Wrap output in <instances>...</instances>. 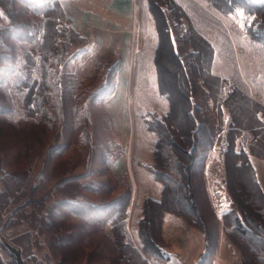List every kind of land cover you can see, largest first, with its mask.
<instances>
[{
	"label": "rangeland",
	"instance_id": "374dc122",
	"mask_svg": "<svg viewBox=\"0 0 264 264\" xmlns=\"http://www.w3.org/2000/svg\"><path fill=\"white\" fill-rule=\"evenodd\" d=\"M61 2L66 20L59 41L60 57L55 66L48 67L57 75L51 78V87L56 90L52 89L48 96L49 88L44 93L42 90L43 94L30 95L27 81L31 85L38 81L37 92L42 84L39 52L33 43H14L13 70L0 71V108L6 110L0 114V158L4 169L19 170L31 176L34 184L47 177L43 186L55 192L46 200L48 203L63 198L55 191L61 178H78L82 199L99 204L118 202L130 191L127 239L150 264H244L240 250L230 239L232 228L222 220L226 211L221 215L212 203L205 174L212 156L211 185L222 196L226 189L231 197L223 144L228 130H232V136L237 135V151H249L252 146L250 158L264 189V45L247 32L244 10L225 13L210 0ZM19 10L35 26L39 27L44 20L42 15L26 13L23 7ZM164 12L176 29L182 52L191 54L187 63H194L192 52L196 48L204 52L199 58L203 63L197 70L201 74L196 73L192 81L196 85V102L201 107L200 120L208 124L215 140L206 156L205 173L197 172L195 185L201 216L210 224L209 251L204 253L207 237L191 216L165 212L156 221L152 214L151 226L146 231L168 256L166 260L157 258L153 251L152 256L144 253L139 237L144 203L148 199H162L156 182L161 186L162 183L153 177L150 168L154 164V134L146 124L153 115L166 114L169 107L168 98L157 86L155 63L159 43L157 24L165 21ZM6 23L7 16L0 8V26ZM161 52L166 57L165 68L175 71L165 41L160 56ZM27 54L32 63L28 62ZM205 66L212 73L207 78L203 76ZM219 102L223 119L216 109ZM162 111L163 114H158ZM180 157L186 165L188 159L182 153ZM143 161L149 164L143 165ZM143 167L148 173H143ZM151 176L156 182L151 181ZM241 176L237 180L240 183L244 182ZM180 192L185 198L186 191ZM14 208L3 213L0 240L16 247H20L19 243H29L30 251L35 254L30 264H59L61 257L50 249L46 235L29 228L27 222L12 227L11 221L20 219ZM69 220L71 225L82 223ZM85 229L79 239L103 240L98 244V253H105L108 258L119 256L111 224L99 227L98 231L93 224H87ZM92 252L93 246L83 243L76 251V264H96V258L91 262ZM2 256L5 264H11L7 251L2 250Z\"/></svg>",
	"mask_w": 264,
	"mask_h": 264
},
{
	"label": "trees",
	"instance_id": "16d2710c",
	"mask_svg": "<svg viewBox=\"0 0 264 264\" xmlns=\"http://www.w3.org/2000/svg\"><path fill=\"white\" fill-rule=\"evenodd\" d=\"M210 1L216 6H221L225 13L243 9L247 17V32L254 41L264 45V0ZM20 7L31 15H42L44 20L41 25L35 26L28 17H25L24 12L21 13ZM0 8L7 16V23L0 26V71L11 72L13 70L14 43H33L39 52L42 84L39 92L36 91L38 81L32 85L27 81L26 85L31 86V96L35 93H42V90L44 93L48 88L47 96L51 95L50 92L56 90L54 86L51 87V78L57 75L52 74L48 67L55 66L59 61V41L63 36L62 24L66 20L61 0H0ZM164 17L165 21L157 24L159 43L155 63L158 89L168 98L169 107L166 114L160 117L155 114L146 124L154 134V164L150 168L153 177L162 183V199L160 201L148 199L144 203V217L140 221L139 237L144 253L147 255L153 253L157 258L166 260L168 256L164 254L154 237L146 231L147 226H151L149 220L152 214L156 216V221L165 212H172L183 217L191 216L195 224H200L207 237L204 253L209 251L212 237L210 224L206 217L204 219L201 216L195 185L197 172L205 173L206 156L215 140L208 124L200 120L201 107L196 102V85L192 81L203 63L199 58L204 56V52L196 48L192 52L194 63L188 64L186 59L191 54L182 52L171 19L165 12ZM163 24H165L164 27H162ZM38 32L39 37L37 38ZM181 35L184 36L185 33ZM162 41H165L174 59L175 71L165 68V54L161 52L160 56L159 53ZM26 57L28 62H31L30 55L27 54ZM203 68H205L203 71L205 78L212 75L209 68L206 66ZM59 81L61 97L63 86L61 79ZM209 95L211 97L210 93ZM230 96L231 94L224 98L223 102H226ZM220 103L216 105V109L223 119ZM0 110V114L6 112L5 108H0ZM185 113L189 121L186 120ZM233 133L232 130H228L227 141L223 144L225 146L224 165L229 179L227 187L231 194L233 208L223 214L222 220L225 225L232 228L230 239L240 250L243 263L264 264V189L257 178L255 166L250 158L252 146L249 151H237V135L233 137ZM181 153L188 159L186 165L181 160ZM201 156L203 157L202 163ZM3 164V159L0 158V222L3 213L15 207L14 212L20 219H13L12 227L27 222L29 228L37 229L40 235H46L50 249L61 257L59 264L78 263L76 251L82 247L83 243L93 246L90 258L91 262L96 258V264H105L106 261L109 264H150L143 253L127 239L130 191L126 192L118 202L99 204L82 199L79 194L82 186L78 178H61L55 191L63 198L48 203L46 200L55 192L43 186L46 184L47 177L43 178L40 183L34 184L31 176L27 177L25 173L18 172L19 170L7 171ZM241 175L244 179L242 183L237 181L239 177L242 178ZM181 190L186 191L185 198L182 197ZM69 219H76L82 223L71 225ZM87 224L96 226L95 231H98L99 227L111 224L118 257L108 258L105 253H98L97 250L100 247L98 244L99 242L102 244L103 240L99 241L92 237L79 239L81 232L86 231ZM19 245L23 250L0 240V264H5L2 250L9 254L11 264H30V261L35 259L34 252L30 251L29 243H19Z\"/></svg>",
	"mask_w": 264,
	"mask_h": 264
},
{
	"label": "crops",
	"instance_id": "0c3cea01",
	"mask_svg": "<svg viewBox=\"0 0 264 264\" xmlns=\"http://www.w3.org/2000/svg\"><path fill=\"white\" fill-rule=\"evenodd\" d=\"M158 86V85H157ZM156 91H158L156 89ZM156 111H157V108H156ZM158 114H163V111L162 113L161 112H158ZM146 145L143 144V149L145 148ZM147 148H148V144H147ZM144 153L145 155H148L147 152H145L144 150ZM144 155V154H143ZM212 156L209 158L208 160V164H207V168H206V176H207V181H208V192L210 193V196H211V200H212V203L214 204L215 208L218 210H220V213L221 215L223 214L222 212L224 211H227L228 209L231 208V205H232V200H231V197L230 195L228 194L227 190L224 189L223 191V196H222V192H217L214 190V187L211 185L212 182L210 181V176L212 177V168L210 170V167H211V164H212ZM152 160H150L151 162ZM221 161H219L220 163ZM145 164H149V163H146L145 161H143V165ZM222 163V162H221ZM213 165V164H212ZM145 171V172H144ZM143 173H148L147 169L143 167ZM150 178V177H149ZM151 181L152 182H156V180L151 176ZM154 179V180H153ZM156 187H157V192L159 193V196L161 195V192H162V186L160 183L156 182ZM219 195H218V194ZM148 195V193H147ZM219 203V204H218ZM218 205H221V207H219ZM234 254V253H233ZM235 256L237 257L238 259V254L235 252ZM238 263V262H237ZM239 264V263H238Z\"/></svg>",
	"mask_w": 264,
	"mask_h": 264
}]
</instances>
